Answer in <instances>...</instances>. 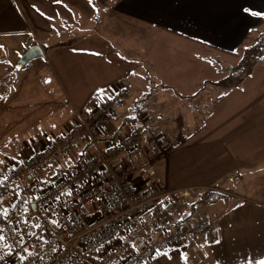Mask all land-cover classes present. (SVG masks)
Listing matches in <instances>:
<instances>
[{
	"label": "rangeland",
	"instance_id": "obj_1",
	"mask_svg": "<svg viewBox=\"0 0 264 264\" xmlns=\"http://www.w3.org/2000/svg\"><path fill=\"white\" fill-rule=\"evenodd\" d=\"M252 3L255 8L262 7L254 12L261 24L249 38L243 40L241 33L232 30V27L207 32V40L225 48L230 44L223 41L222 36L229 39L237 37L241 42L233 48L231 55L209 49L208 45H196L199 51H194L191 48L198 43L175 37L178 42L184 40L183 44L175 46L179 50L176 58H184L191 71L189 75L176 74L173 79L162 80L161 77V81L150 63H138L127 56L119 59L114 53L121 51L111 47L99 50V46L88 45L83 58L73 52L66 56H54L55 51L49 48L46 59L37 57L22 61L24 42L28 39L33 41L34 33L29 38L1 36L0 179L46 141L71 127L77 119V112L82 111L84 105L89 107L90 103L98 102L100 96L98 100L96 96L85 98L89 82L98 80L102 88L107 87V94H111L113 87L124 86L128 93L122 98V105L114 106L116 115L109 114L100 130V146L103 147L105 141L112 137L126 139L127 135L139 131L137 147L130 152L118 150L114 154L127 165L126 157L135 158L140 151L145 153L140 158L142 167L127 170L131 172V183L141 178L144 189L169 190L193 185L198 196L185 202L178 201L175 218L190 231L202 222L213 223L214 229L219 226L224 230L223 239L225 236L231 238L227 244L234 250H226L225 245L219 243L221 253L209 257L211 260L221 264L218 256L227 252L229 260L234 256L237 262L245 261L253 246L264 244V232L260 231L259 242H255L256 235L249 225L254 218L264 219V0H253ZM164 21L170 23L173 18H165ZM42 35L50 37V34ZM187 36L194 38L190 33ZM63 37L64 34H59L58 41L70 39L63 40ZM56 38H51L48 44L54 45ZM71 47L80 54L86 50L75 44ZM158 49L162 54L169 53L162 46ZM107 53L108 56L105 55ZM195 54L196 58L192 60ZM187 56H191L190 62ZM241 64L247 66L245 72ZM157 65L160 67L161 64ZM226 67H234L237 72L223 71ZM169 69L172 70V67L168 65L163 68L165 75ZM188 76L192 81L186 78ZM189 81L196 84L188 86ZM76 92L83 94H77L78 100L72 96ZM178 93L185 98H180ZM67 96L73 104L68 102ZM79 100L84 104L79 106ZM204 103L210 105L211 112L202 116H209L212 121L200 133L201 126L192 122L195 120L192 108L201 107ZM136 107L140 111L148 110L155 117L153 124H157L167 135L183 132V140L176 142L178 144L172 145L167 152L168 161L166 158L149 160L153 156V146L143 131L139 115H136ZM184 115L188 116V123L184 122ZM132 116L134 121L127 119ZM231 138L236 144L227 146L225 141ZM222 140H225L224 143ZM78 151L83 153L80 157L77 153L71 155L75 167L79 164L77 159L83 163L84 158L94 154L97 148L93 143L82 140ZM54 173L55 169L48 168L42 170L38 177ZM198 183L205 185L204 188L195 185ZM239 195L244 197L243 200ZM160 235L157 231L152 234L154 238ZM187 235L185 253H159L146 264H206V261L202 262V254L214 248L215 243H207L204 232L191 231Z\"/></svg>",
	"mask_w": 264,
	"mask_h": 264
},
{
	"label": "built area",
	"instance_id": "obj_2",
	"mask_svg": "<svg viewBox=\"0 0 264 264\" xmlns=\"http://www.w3.org/2000/svg\"><path fill=\"white\" fill-rule=\"evenodd\" d=\"M127 91L124 86L113 87L96 107L77 112L76 121L63 134L46 141L0 179V187L14 188L13 194H4L0 202V264H144L159 252L181 247L186 230L166 231L171 220L164 217L160 240L122 255L134 235L156 226L164 212H173L176 202L195 194L192 186L135 189L127 180L122 158L114 156L118 150L130 152L138 146L139 140L132 133L100 146V130L112 107L122 105ZM141 120L146 123L148 115ZM82 140L93 143L97 151L72 171L35 188L38 174L59 164ZM150 140L155 157L165 156L172 142H178L171 141L161 129L155 130ZM161 199L163 208H155ZM146 211H153L150 219L133 230L132 224ZM191 231L205 232L206 242H213L215 237L214 228L207 222Z\"/></svg>",
	"mask_w": 264,
	"mask_h": 264
},
{
	"label": "crops",
	"instance_id": "obj_3",
	"mask_svg": "<svg viewBox=\"0 0 264 264\" xmlns=\"http://www.w3.org/2000/svg\"><path fill=\"white\" fill-rule=\"evenodd\" d=\"M252 1L253 0H0V37L4 35H21L29 38L33 32V41H30V39H28L29 41H25L24 50L21 53L24 54L31 45L33 46V44H36L40 47V51L43 54V56H39L41 59L47 58V50L49 48L53 50L52 52L55 51L54 56H66L73 52L76 53L77 56L82 57L87 53L86 48L88 45H94L95 47L99 46V50L101 48L109 49V47H111L112 50L121 51L114 53V56L119 59H122V56H127L138 63H150L157 74V79L161 81V77L162 80L173 79L176 74L184 76L186 74L189 75L191 71L190 66H186V62L183 60L184 58H176L179 50H176L175 46L177 43L183 44L184 42L182 41L184 40H179L178 42L175 37L181 39L187 38L198 43L195 44V47L191 48V50L194 51H199L196 45H208L210 46L209 49L220 51L221 54L225 52L231 55L233 53V48L238 46L241 42L240 40L238 41L237 37L229 39L228 36H222V40L230 44V47L226 46L227 48H225V46L222 47L207 40L209 39L207 32L217 28L221 29L226 27L229 29L232 27V30L234 29V31L241 33L243 40L249 38L256 27L261 24L259 17L257 18L254 12L255 10L257 12L260 11L262 7L255 8V4H253ZM232 3H234L235 7ZM233 9L234 13L232 14L231 12ZM245 9L248 11H245ZM236 12L237 14L234 15ZM165 18H173V21L167 23L164 21ZM224 21L231 25L225 24ZM36 32L41 35L38 36ZM189 33L193 34L194 38H189V36H187ZM42 34H50V37L43 36ZM59 34H64L63 40H67V37L70 39L59 42ZM51 38H56L54 45L48 44ZM70 44H75V46L86 50L82 51L80 54V52L73 49ZM159 46L164 47L165 50H169V53L165 52L162 54L158 49ZM250 48L252 47L250 46ZM62 50L65 53H63ZM212 50H209V52ZM159 53H161V57H159ZM108 54L109 53L105 55L108 56ZM190 57L191 56L186 57L189 62ZM193 58H196V54L192 56V60ZM92 60L94 61L93 57ZM157 63L161 64L160 67ZM166 65L172 67V70L169 69L165 75L163 68ZM240 67L245 68V72L247 66L241 64ZM91 68L92 67H89V69ZM226 70L231 73L237 72L234 67L229 69H227V67L223 68V71ZM236 75H238V73ZM186 78L192 81V78L189 76ZM195 84L194 82H188V86ZM230 84H232L231 81ZM101 86L103 85L98 82V80L89 82L87 96L85 98L89 96H96L97 100L99 96L102 98H100L97 103H90L88 105L89 107H87V104L84 105L82 110H88L91 106L96 107L100 101H103L101 99L108 97L106 92L107 87L102 88ZM64 92L67 95V92ZM72 92L75 91L72 90ZM77 94L83 95L81 92L72 94L73 98L76 100L79 99ZM178 95L182 99L185 98V96L180 93H178ZM66 98L70 104H73V102L69 100L70 97L68 98L67 96ZM78 102H80L79 106L84 104V101L79 100ZM192 109L195 114V120L192 122L198 123V126H201L198 131L203 133L207 127V123H209V121L211 123L212 121L211 117L208 116L205 118L202 116L204 113L211 112L210 105L204 103L201 107H193ZM227 109L231 110L236 108L228 107ZM137 110L138 107H136V115H139L140 124L144 126L143 131L146 132L145 134L150 139L152 133L161 128L157 124H153L155 117L153 118L148 110ZM111 111V115H116L114 106ZM145 114L148 115L149 120L143 123L141 117ZM183 120L185 123H188V116L184 115ZM231 129H233V127ZM242 132L244 131L242 130ZM132 133H134L137 138L140 135L139 131ZM167 137L171 141L178 140V143L184 138L183 132L180 134L167 135ZM223 141L225 140H222V142ZM178 143L172 142L171 146ZM225 143L227 146L236 144L232 138L226 140ZM74 146L76 148L74 155H76V153L79 154L78 150L80 143ZM148 152H150V149H148ZM137 153L138 155L135 156V158H125L127 170H129V168L136 169L142 167L143 164L140 162V158L141 155L145 156V153L142 151ZM71 155L73 156V153L69 155L68 159H71ZM167 156L168 153L165 157L159 155L155 157L153 155V158L150 157L149 160L158 161L166 158L168 161L169 157ZM128 175L127 180L131 185L136 187V189L145 190L141 178L134 179L133 184L131 183V172L128 173ZM195 185L201 186L202 188L205 186L200 183ZM191 186L193 187V185ZM220 194L224 196V194ZM197 196L198 193L196 192L195 196L192 198L196 199ZM243 198L244 197L240 196L241 200H243ZM173 219L174 223H180V220L175 218V215H173ZM249 225L256 235L255 242H259V233L260 231L264 232V219L254 218L250 220ZM215 229L216 237L212 243H215L214 248L211 247L207 252L202 254V262L206 261V264L220 263L209 258L215 255V253L218 255L221 253V250H218L221 249L219 243H223L226 250H234L227 244L231 238L225 236L223 239L224 230L219 226L215 227ZM187 237L189 236H186L181 251L182 254L185 253ZM190 237L193 236L191 235ZM248 256L250 258L248 257L242 262H237L234 256L229 260L227 252L218 256V258L221 260V264H258L259 261L264 260V244L253 246L252 251L248 252Z\"/></svg>",
	"mask_w": 264,
	"mask_h": 264
},
{
	"label": "trees",
	"instance_id": "obj_4",
	"mask_svg": "<svg viewBox=\"0 0 264 264\" xmlns=\"http://www.w3.org/2000/svg\"><path fill=\"white\" fill-rule=\"evenodd\" d=\"M100 98H102V97H100ZM101 100H104V99H101ZM127 119H130L131 121H134L135 120V117H129V118L127 117ZM132 134L136 137V135L134 133H132ZM113 140H115L114 137H112L111 139H109V141H113ZM107 141H105V142H107ZM81 142L82 141H80L79 143H81ZM79 143H77V144H79ZM75 150H76V148L73 145L72 148L70 149V152L74 154ZM69 153L67 155H65L64 157L61 158V161H60L59 164L50 167V168L55 169V173L54 174H50V175H47L46 174L45 176H39L38 177L39 178V183H38V185L35 188H39L41 186H45V185L49 184L50 182L55 181L60 175L69 172L70 170H72L75 167V164L73 165V161H71V159H68L69 158ZM82 154L83 153L80 152L78 154V157H80ZM70 158H72V156ZM77 160H78L77 163H81L79 161V159H77ZM70 163H72V164H70ZM134 188L136 189V187H134ZM13 190H14V188L10 189V188H6V187H0V202L2 201V199L5 198V196H3L4 194L12 195L13 194L12 193ZM145 190H148V189H145ZM195 193H196V191H195ZM194 196H195V194H194ZM194 196H192V197H194ZM191 198H189V199H187L185 201H188ZM163 201H164V199H161V200L156 201L155 202V208H157V209L163 208V204H164ZM180 201H182V200H180ZM176 205H177V202L175 203V207H174L173 212H171V213L164 212L163 213L164 216L159 217V220L157 221V225L156 226L150 227L146 231L140 232V233H137V235H134V237L132 238V240L127 244V248L123 251V253H122L123 257L126 256V254L130 250H132L134 248L137 249L138 247H140L141 245H145L149 241H152V240L153 241H158V240H160L163 237V233H164V227H162V219L164 217H168L171 220L170 223L166 227V231H174V230H177L178 228H184L186 230V233L188 234L190 232L189 227H186V226L182 225L181 222L180 223L179 222L178 223L177 222L174 223L173 215H175ZM152 213H153V211H146L145 213H142L139 216L140 217L139 218V221L132 224L133 230H136L139 224H141V223L149 220L150 217L152 216ZM202 223H206V222H202ZM202 223H200V224H202ZM207 223L211 224L212 227H213V224L212 223H210V222H207ZM200 224H198V225H200ZM198 225H196V226H194L192 228H195ZM192 228H191V230H192ZM155 231H157V232H159L161 234L157 238H154V236H152V234ZM200 232H203V231H200ZM187 234L185 235L184 240L181 243L182 244L181 247L179 246L180 248L179 247H170V248L164 250L163 252H159V253H165V252H170V253H177V252H179V253H181V251L183 249V244L185 242V239H186ZM204 236H205V232H204ZM215 237H216V230H215ZM215 237H214V240H215ZM207 243H213V242H207ZM159 253H157L156 255H158ZM149 261H150V259H149ZM144 264H146V262Z\"/></svg>",
	"mask_w": 264,
	"mask_h": 264
},
{
	"label": "water",
	"instance_id": "obj_5",
	"mask_svg": "<svg viewBox=\"0 0 264 264\" xmlns=\"http://www.w3.org/2000/svg\"><path fill=\"white\" fill-rule=\"evenodd\" d=\"M39 56H42V53L40 51V47L38 45L35 46H31L30 48H28L24 54L22 55V61H29L33 58H37Z\"/></svg>",
	"mask_w": 264,
	"mask_h": 264
},
{
	"label": "snow or ice",
	"instance_id": "obj_6",
	"mask_svg": "<svg viewBox=\"0 0 264 264\" xmlns=\"http://www.w3.org/2000/svg\"><path fill=\"white\" fill-rule=\"evenodd\" d=\"M245 11H248V10L245 9ZM53 127H55V126H53ZM0 163H2V161H0ZM70 194H71V193H69V195H70ZM0 239H2V237H0ZM0 258H2V257H0ZM258 264H264V260L259 261Z\"/></svg>",
	"mask_w": 264,
	"mask_h": 264
}]
</instances>
